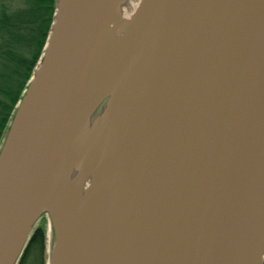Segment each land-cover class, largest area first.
<instances>
[{"label": "water", "instance_id": "water-1", "mask_svg": "<svg viewBox=\"0 0 264 264\" xmlns=\"http://www.w3.org/2000/svg\"><path fill=\"white\" fill-rule=\"evenodd\" d=\"M120 1L55 0L0 144V264L43 216L46 264H263L264 0H141L114 30ZM76 141L95 158L77 193L115 165L73 244L56 193Z\"/></svg>", "mask_w": 264, "mask_h": 264}, {"label": "trees", "instance_id": "trees-1", "mask_svg": "<svg viewBox=\"0 0 264 264\" xmlns=\"http://www.w3.org/2000/svg\"><path fill=\"white\" fill-rule=\"evenodd\" d=\"M54 9L55 0H0V144L40 59ZM45 222L34 228L18 264H45Z\"/></svg>", "mask_w": 264, "mask_h": 264}, {"label": "bare ground", "instance_id": "bare-ground-1", "mask_svg": "<svg viewBox=\"0 0 264 264\" xmlns=\"http://www.w3.org/2000/svg\"><path fill=\"white\" fill-rule=\"evenodd\" d=\"M140 2L141 0H121L118 4L116 14L112 19L111 27L114 28V30H122V26L130 21ZM109 52V48H107L104 56H106ZM102 64H104V62L99 61L98 65L102 66ZM98 65L95 68L97 71L99 68ZM95 123L96 122H89L86 125L83 136L84 133H89L88 131H90V129L92 130L95 128ZM79 142L80 141H76L73 144V147L68 155L67 169L69 173L65 183L59 187L56 193V200L65 204L68 208L70 231L69 242L73 244H76L79 241L83 229L93 222L95 218H97V216L101 213V210L104 209L106 202L107 194H99L96 192L89 202L85 204L84 201L87 189L97 183L98 185H100L101 182H103L102 185L106 183L105 180L112 172L115 165V160L112 159L106 162L98 170H92L87 176L83 191L77 193L75 182L81 165L85 163L88 157V152H80L81 145ZM94 160L95 158L93 157L91 159L92 163Z\"/></svg>", "mask_w": 264, "mask_h": 264}, {"label": "rangeland", "instance_id": "rangeland-1", "mask_svg": "<svg viewBox=\"0 0 264 264\" xmlns=\"http://www.w3.org/2000/svg\"><path fill=\"white\" fill-rule=\"evenodd\" d=\"M15 1V3L19 4L21 0H13ZM43 219L47 221V223H45V230H46V237H45V258H48L50 250H51V246H52V231H51V225H50V220L48 216H43ZM39 220L35 227L39 226L42 222V220Z\"/></svg>", "mask_w": 264, "mask_h": 264}]
</instances>
